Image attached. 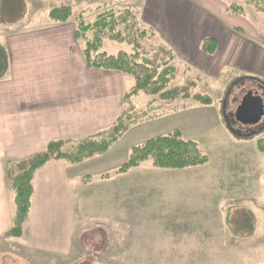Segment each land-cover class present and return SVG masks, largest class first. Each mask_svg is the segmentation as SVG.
<instances>
[{"label": "crops", "instance_id": "1", "mask_svg": "<svg viewBox=\"0 0 264 264\" xmlns=\"http://www.w3.org/2000/svg\"><path fill=\"white\" fill-rule=\"evenodd\" d=\"M127 2L119 1L118 4L129 7L130 0ZM66 4L72 6L73 16L66 22L53 21L49 11ZM98 4V0H0V17H4L0 18V44L6 48L9 56V70L0 79V251L15 252L25 264H78L83 258L82 237L85 232L79 225L81 212L84 208L97 207L102 198L116 196V192H122L125 198L128 194L130 196L128 174L139 167L115 174L128 160L129 154L120 157L121 161L114 160L112 165L106 164L105 159L95 157L77 164L50 161L35 174L31 212L22 236L14 238L5 235L13 225L16 212L15 193L8 185L6 163L43 151L51 140L78 139L108 128L126 106L125 93L132 87L130 79L128 81L129 75L118 70L90 67L84 56L86 40L76 37L79 13L83 11L87 23L94 22L96 13L93 15L92 10ZM231 4L235 3L229 0H140L137 10L141 22L153 29L155 38L173 51L175 61L183 60L190 68L195 67L218 82L232 81L235 75L264 81V15L247 0L243 12L229 13ZM92 36L91 31L87 33L88 38ZM206 37L217 41L214 54L202 50V41ZM218 106L215 100L211 105L193 100L179 110L174 107L171 115L179 118L180 114H185L190 119L187 114L195 112L197 117L202 118L199 121L215 116L217 124L221 125L222 116ZM151 121L153 119L148 122ZM189 121L191 125L195 123V120ZM235 141L243 143L249 140ZM258 153L260 151L256 147V157ZM123 159L124 163L121 164ZM82 163L85 165H79ZM207 164L177 170H195ZM49 167L63 172L64 183L72 178L81 186L76 196L72 191L75 198L72 194L71 197L75 203L65 205L67 209L63 213L67 214L66 220L55 226L44 216L46 214L51 218L56 211L46 213L37 209L39 176L44 168ZM151 170L153 168L145 169L148 173ZM142 173L137 171L135 174L140 177ZM251 173H254L253 168ZM106 174L111 175L106 177ZM85 177L90 178L85 181ZM187 182L193 186L191 189L197 196L193 198L195 201L207 198L204 190L207 183L201 175L161 177L154 183H148L150 187L169 190L165 196L176 198L180 195L186 198L187 194L181 195L177 188L179 184L185 185ZM67 190L63 188L60 192L66 193ZM10 191L13 192L12 201L9 200ZM51 197L55 195L51 194ZM84 198H91L89 206L84 207ZM169 212L172 215V211ZM169 214L163 212L162 219ZM220 216L225 242L231 240L230 243L238 244L237 235L226 234L228 229L232 232L228 224V209ZM149 217L151 222H155L152 215ZM103 219L94 216L99 230L104 229L102 224H107ZM164 223L165 220L162 221ZM25 230H28L29 238L25 237ZM127 232L131 233L132 238V228ZM240 238L256 242L252 239L254 235ZM193 239L195 242V236ZM192 247L194 254L198 252L195 249L197 246ZM200 259L196 255L192 258L189 256L188 264H196ZM142 260L138 259L140 263L147 262Z\"/></svg>", "mask_w": 264, "mask_h": 264}, {"label": "rangeland", "instance_id": "2", "mask_svg": "<svg viewBox=\"0 0 264 264\" xmlns=\"http://www.w3.org/2000/svg\"><path fill=\"white\" fill-rule=\"evenodd\" d=\"M119 1L128 3L127 0H98V6L92 10L93 15L96 13L95 20L103 11L112 9L119 12L131 8L138 15L137 5L140 0H130L129 7L123 5L120 7ZM229 1L245 6V0ZM253 1H256L255 8L260 9L259 11L264 15V0ZM257 4L261 7H257ZM79 15L84 17L83 11ZM138 20L142 29L148 28L141 22L139 15ZM129 30L131 33L133 32L131 29ZM149 34L141 40L137 35L135 37H137L136 42L141 43L151 52L152 48H159L160 40L154 35L149 36ZM101 51L110 54H117L121 51L132 53L134 47L127 41L114 40L106 35L103 38ZM163 55L166 54L163 53ZM174 63L178 71L170 87L187 86L190 93L199 92L211 95L219 105L222 116L221 125L217 124L215 116L199 121L202 118L197 117L195 112L187 114L190 119L185 114H180L179 118L171 115L174 107L179 110L188 102L192 103V99L184 101L179 97L173 102L160 99L152 101L154 96L141 92L133 98L134 104L138 111L148 110L150 117L133 125L114 144L109 153H106L105 157L102 155L94 157L105 159L106 164L112 165L114 160L121 161L120 157H126L135 145L142 144L148 138L179 129L185 138L199 144L202 151L209 157L208 164L205 163L207 166L195 170L157 169L152 165L151 160H147L128 174L127 183L131 188L130 196L128 194L125 198L122 192H116V196L112 195V197L107 195L100 200L97 207L93 208L92 206V209L84 208L89 206L92 201L91 198V201L84 198V210L80 214L81 222L79 224L85 230L82 237L83 258L78 264H150L147 262L154 261L160 263L151 264H188L189 256L192 258L193 255L201 258L200 261L195 262L196 264H264V153L260 152L256 157L257 141L264 139V133L257 134L253 139L243 143L235 141L237 138L233 135V132L236 131L242 135L256 134L261 128V124L255 126L240 124L235 118L236 110L248 90H257L262 95L257 84L259 80L235 75V79L232 81L229 79V82L227 80L218 82L205 72H201L195 67L190 68L189 64L184 63L183 60H176ZM128 75L130 77L128 81L130 79L133 86L135 79L132 75ZM151 119L153 121L148 122ZM189 120H195V123L191 122L193 124L191 125ZM263 120L264 118L261 123ZM226 123L229 124L233 132ZM167 129L170 131H166ZM9 162L6 163L5 172L9 178V180L7 179L8 185L12 186V179L8 174ZM252 162L254 163L253 167ZM123 163L124 159L121 164ZM103 164L100 166L102 167ZM52 167L44 168L45 170L39 176L36 190L37 209L46 211V213L56 211L51 218L46 214L44 216L55 226L66 220L67 214L63 213L67 209L65 205L69 206V204L75 203L71 194L74 193L75 196L79 194L81 186L72 178L64 183L63 172ZM148 168H153L151 170L153 172H146L145 169ZM252 168L254 173H251ZM137 171L143 172L140 177L135 174ZM193 175L205 177L207 184L204 190L208 194L207 198L195 201L193 198H197V196L193 194L194 191L191 189L193 186L188 182L185 185L179 184L177 188L181 195L185 193L188 198L180 195L176 198L165 196V192L169 190L166 188L161 190L158 186L150 187L148 183L149 181L154 183L157 178L161 177L168 179L169 177ZM152 177H155L154 180ZM141 183L142 186H140ZM63 188L67 190L66 193L60 192ZM12 193L9 192L11 201L13 200ZM51 194L55 197H51ZM242 197L244 198L241 199ZM227 209L228 212L230 209L236 210L235 222L239 220L244 209L255 214L257 225L253 234L254 238H252L256 240L255 243L250 242L251 239L249 242L248 239L243 240L240 236H237L236 243L238 242V244L236 245L230 243L231 240L225 242L220 213L227 212ZM169 211H172V215ZM163 212L170 214L162 219ZM150 215L155 222H151ZM94 216L104 218L103 220L107 224L101 225L104 227L103 230H99L98 225L95 224ZM223 216L226 220L224 213ZM163 220H165L164 224H162ZM225 227L228 228V226ZM129 228H132V238L131 233L127 232ZM232 233L229 229L226 232L228 236L233 235ZM193 236L196 238L195 242ZM25 237L29 238L28 230H25ZM123 245L125 246L123 247ZM192 245L197 246L195 249L198 252L195 254ZM138 259L147 262L140 263ZM0 264H25V261L19 258L15 252L13 254L0 251Z\"/></svg>", "mask_w": 264, "mask_h": 264}, {"label": "trees", "instance_id": "3", "mask_svg": "<svg viewBox=\"0 0 264 264\" xmlns=\"http://www.w3.org/2000/svg\"><path fill=\"white\" fill-rule=\"evenodd\" d=\"M250 5L256 6V1L247 0ZM257 7H261L257 4ZM20 8L18 7L17 10ZM260 10V9H259ZM242 5L231 4L229 13H241ZM49 16L53 21L66 22L73 16L71 5L66 4L52 8ZM4 19V17H0ZM78 28L76 37L86 40L84 56L90 67L106 70H118L134 77L135 83L125 93V108L115 122L108 128L92 133L82 138H64L51 140L47 147L40 152L31 154L17 161H10L8 174L12 179V188L15 193L16 212L11 228L5 233L7 237L19 238L23 234L24 224L27 221L32 207L34 192V179L38 169L50 161H66L72 164L84 162L94 156L105 155L111 147L133 126L145 118L150 117L148 110L138 111L133 98L144 92L154 96L152 101L158 99L173 102L179 97L192 99L203 105H211L214 99L205 93H190L187 86L171 88V82L177 76L175 54L165 44L159 43L158 49H148L136 42L137 37L143 39L149 36L155 37L151 28L142 29L135 10L129 8L118 11L109 10L100 13L96 20L87 23L82 15H78ZM131 29L133 32L129 30ZM92 32V38L87 37ZM108 36L118 41H127L133 44L134 52L121 51L110 54L101 51L103 38ZM217 41L206 37L202 41V50L208 54H214L217 50ZM165 53L166 55H163ZM9 70V56L6 48L0 44V79ZM259 90L264 97V81H257ZM152 111V110H151ZM227 124V123H226ZM256 134H241L233 132L237 139L251 140L257 134L264 133V122ZM258 150L264 153V139L257 141ZM151 160L157 168L181 169L203 165L209 161V157L202 151L199 144L184 137L181 130L176 129L167 134L152 137L140 145L131 149L128 160L120 166L115 174L125 173L138 167L145 161ZM111 174H106L108 177ZM85 177V181H88ZM235 209L228 212V224L232 232L240 237L252 236L256 229V216L253 212L244 209L239 220L235 222Z\"/></svg>", "mask_w": 264, "mask_h": 264}, {"label": "water", "instance_id": "4", "mask_svg": "<svg viewBox=\"0 0 264 264\" xmlns=\"http://www.w3.org/2000/svg\"><path fill=\"white\" fill-rule=\"evenodd\" d=\"M236 120L243 125H255L264 118V99L257 90L250 89L242 98L236 113Z\"/></svg>", "mask_w": 264, "mask_h": 264}]
</instances>
